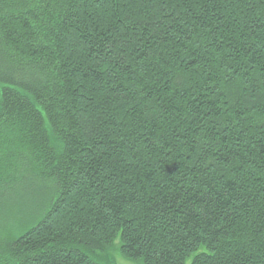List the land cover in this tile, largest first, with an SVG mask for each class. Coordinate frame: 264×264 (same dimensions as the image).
Segmentation results:
<instances>
[{"label":"trees","instance_id":"obj_1","mask_svg":"<svg viewBox=\"0 0 264 264\" xmlns=\"http://www.w3.org/2000/svg\"><path fill=\"white\" fill-rule=\"evenodd\" d=\"M264 264V0H0V264Z\"/></svg>","mask_w":264,"mask_h":264},{"label":"rangeland","instance_id":"obj_2","mask_svg":"<svg viewBox=\"0 0 264 264\" xmlns=\"http://www.w3.org/2000/svg\"><path fill=\"white\" fill-rule=\"evenodd\" d=\"M115 259L117 260V264H138V263H133L129 262L126 260H123L120 255L116 252H114ZM185 264H191V259H188Z\"/></svg>","mask_w":264,"mask_h":264}]
</instances>
